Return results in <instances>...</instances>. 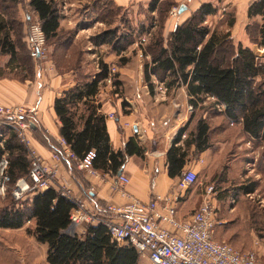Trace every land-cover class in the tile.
Here are the masks:
<instances>
[{"label": "trees", "instance_id": "1", "mask_svg": "<svg viewBox=\"0 0 264 264\" xmlns=\"http://www.w3.org/2000/svg\"><path fill=\"white\" fill-rule=\"evenodd\" d=\"M20 1L0 0V57L8 58L6 68L10 71L16 69L13 65L19 62V52L14 39L17 24L15 14L8 12ZM163 2L149 0L146 11L161 15ZM27 6L40 25L45 41L54 43L59 40L61 17L55 4L51 0H27ZM217 13L218 9L211 3H203L183 22L175 24L166 37L162 33H152L156 27L154 23L139 32L140 35L150 36L143 53V56H149V61L143 66L144 82L149 94L154 93V78L162 84L167 95L184 88L192 108L188 121L179 129L165 155L167 176L170 179L181 176L191 159L192 147V158L195 159L211 149L214 142L222 141L219 135L232 127L240 128L251 144L258 147L264 144V63L249 48L240 44L234 47L230 33L210 31L206 18ZM246 14L248 19L261 18L258 45L264 48V0L252 2ZM234 23V15H231L227 21L228 28H232ZM133 34L134 31L120 33L115 29H107L92 37L91 42L96 47H109L118 57L116 67L122 69L129 61L123 54L135 43ZM71 47L72 39L68 37L64 45L65 52L61 60L55 58V63L57 69L75 73L79 70L82 55L75 57L70 52ZM109 67V64L99 59L97 71L82 75L72 86L64 88L54 98L52 110L59 124L58 136L71 156L80 161L93 151L95 158L92 169L116 176L129 157L142 158L145 151L134 138H130L122 150L115 151L111 147L106 117L100 111L99 99L100 90L108 78ZM3 76L1 71L0 78ZM118 78L119 74L116 73L112 94L121 98ZM126 106L123 101L124 114H128V111H124ZM213 112L221 115L229 127L212 128L206 115ZM0 142V158L5 155L8 159L7 174L10 177L9 184L13 187L17 179L28 175L29 153L17 133L9 127L0 126ZM262 162L264 152L259 158V163ZM236 183L230 188L228 197L233 205L237 196L252 194L256 188L255 182L249 180L242 184ZM218 184L217 181L214 183L215 191H219ZM74 209L75 205L61 196L60 190L54 186L35 192L31 185L26 195L16 201L15 207L0 212V229L17 230L25 227L37 243L47 245V264H143L132 246L113 242L102 225L84 224L83 234H65Z\"/></svg>", "mask_w": 264, "mask_h": 264}, {"label": "rangeland", "instance_id": "2", "mask_svg": "<svg viewBox=\"0 0 264 264\" xmlns=\"http://www.w3.org/2000/svg\"><path fill=\"white\" fill-rule=\"evenodd\" d=\"M51 1L57 7L61 17L59 28L60 37L59 40L54 43H47L44 41L39 58H33L31 56L28 45L29 29L37 22L30 8L27 6V0H21L17 6H14L8 12L15 14L14 18L17 23L16 28H14V39L19 52V62L13 65L16 69L10 71L6 68L8 58L0 57V73L1 71L4 73V76L0 78V94L2 93L4 95L6 86L13 87L11 97L14 102L12 104H5L6 106L23 107L27 109V107L32 105L30 101L36 99L38 93L53 97L54 94L59 92L61 87L65 88L72 86L82 75L95 73L97 71V62L99 59H102L110 66H114L117 70L118 57L111 52L110 48L107 46L96 47L91 42L92 37L107 29H115L120 33L134 31L133 36L135 37V43L123 54L125 58L129 59L125 68L128 67L133 73L136 72V76H142L140 72L143 70L145 63L149 61V56H143V53L150 41V36L146 34L140 35L139 32H141V29H146L154 23L156 27L152 33H162V35L166 37V32L171 29L173 24L178 20L180 21V19L185 16V12L191 11L190 13H192V10L195 8V5H192L190 1L164 0L161 8V15H159L156 13L149 14L146 11L148 2L139 4L132 2L120 7L117 6L113 0ZM182 5L185 6L186 9L181 14H178V9ZM213 6L218 9V13L215 16L206 18V24L210 31L222 34L230 33L231 42L234 47L238 46V40H243L244 44L248 45L250 50H252L260 61L264 63V48L258 45L260 38L258 35L259 28H257L262 21L255 20V18L249 19L245 27L247 37L239 36L236 31H234L232 35L230 31L233 27L229 29L227 26L229 16L239 13L241 9L243 11L244 7ZM173 9H176L175 17L171 15ZM12 10L14 13H12ZM164 10L165 12H163ZM243 25L244 24H240V27L242 28ZM68 37L72 39L70 52L73 53L75 57H78L80 54L82 55L79 70L75 73L68 72L66 69H57L55 63V58L61 60L62 54L65 52L64 45ZM153 80L154 83L157 84L154 78ZM55 82L56 84H53ZM104 87L113 90V87L109 84H105ZM138 88V85L131 86L132 92L134 89L138 90ZM7 89L9 90V88ZM122 89L124 90L123 87ZM123 90L122 94L124 93ZM156 91L161 93V91L158 90V86L156 87ZM206 105L208 106V102L205 106ZM191 111H186L188 116ZM33 115L34 116L29 119L34 124H38L39 121V129H36L35 132H32V129H30L24 132V134L21 132L22 136L19 139L29 153V162L33 151L42 162L51 166L48 160L39 156L35 150L30 147L39 149L34 141L36 139L39 145L46 148L49 144L57 148L58 142L50 138L48 136L49 133H47L44 128H41V121H43V123L49 125L47 127L53 131L55 118L51 119L45 111H43L42 114L35 111ZM206 118L212 128L217 126L229 127L223 117L214 112L206 115ZM15 132L17 133V131ZM236 135L238 136L237 130L230 128L226 132L221 133L219 137L222 136V138L228 140L232 136L237 137ZM49 149L52 150L51 148ZM261 152H264V144L261 146L258 157H260ZM51 153L53 154V150ZM61 157H63V155H61ZM64 158L65 157H63V159ZM74 162L75 164H73ZM62 164L66 172L71 173L75 178H79L81 172H85L77 168L76 161L74 160L69 162L68 165L63 160ZM255 169L259 171L257 176L243 179V182L247 180H249V182H255L256 188L254 193L251 195L237 196L235 199V206L231 204L229 198L223 201L224 203H220L217 206L220 220L225 221V224L221 225L222 227L216 228L214 239L217 242L230 244L237 251H254L258 254H264V162L261 164L258 161ZM55 177H57V175H55ZM242 183L237 182L236 184ZM13 187L10 186L9 183L4 185V192L0 193V212L5 208L16 206V201L18 200L11 197ZM204 187L203 183L198 184L197 182L195 187L190 189L188 193L195 192L201 194L203 193ZM59 190H62V188H59ZM233 206L238 207V210L233 211ZM46 253L47 245L37 243L34 238L26 232L25 227L17 230L0 229V264H44L46 263ZM141 263L147 264L143 261Z\"/></svg>", "mask_w": 264, "mask_h": 264}, {"label": "crops", "instance_id": "3", "mask_svg": "<svg viewBox=\"0 0 264 264\" xmlns=\"http://www.w3.org/2000/svg\"><path fill=\"white\" fill-rule=\"evenodd\" d=\"M182 1H190L192 5H195V8L193 10L191 9L192 12L203 3L244 7L243 11L241 9L239 13H235V23L230 32L233 35L234 31H236L239 36L247 37L245 27L249 19L247 18L246 11L248 6L256 0ZM113 2L117 6L122 7L128 3L134 2L139 4L149 2V0H113ZM190 12H185V16L180 21L178 20L174 23L166 34L168 35L173 30L175 24L183 22L189 16ZM254 18L255 20H261L258 16ZM240 24H244L242 28ZM237 43L250 49L248 45L244 44L243 40H238ZM117 73L119 74L118 80L121 83V91L123 90L122 87L124 88L122 97L119 98L117 95H113L112 90L106 87H102L99 93L101 103L100 111L106 117L105 124L111 147L115 151L122 150L126 142L130 138H134L145 151L142 158L137 156L129 157L121 169L122 175L129 179V183L124 188L125 195H122L121 192L114 188L116 185L115 177L117 175L102 174L94 170L95 174L81 172L79 178H75L71 173L66 172L65 168H63L62 161L56 166L57 177L53 185L55 189H68L73 196L84 199L89 209L93 211L98 210L99 212L107 204L123 205L130 201L147 203L155 195L162 198L173 197L176 192L175 185L177 178L170 179L167 176L165 155L171 146L173 138L189 119L186 111L190 106L184 88H179L167 95L166 93L156 91V87L162 85L156 82L154 93L150 95L144 82L143 70L140 72L143 78L141 75L136 76V72H131L128 67H123L122 69L117 68ZM53 84H56V82ZM132 85H138V90L134 89L132 92ZM62 90H64V87H61L59 92L54 94L53 97L38 93V97L36 96V99L30 101L32 105L27 108L33 109L39 112V114L45 111L51 119L55 118L52 103L54 98L59 96ZM12 92L13 87L6 86L4 95L2 93L0 94V106L5 107V104H12L14 102L11 97ZM123 101L127 105L124 111H128V114L123 113ZM110 115L112 118H109ZM47 126L49 125H45L41 121V128H44L49 133L48 136L59 143L61 139L58 136L59 124L56 118L53 131ZM39 127L38 121V124L32 127V132H35ZM232 128L237 130V137L232 136L228 140L223 138L222 141L214 142L211 149L199 154L195 159L192 158V153L194 152V148L192 147L190 149L191 159L183 169V171L191 169L197 172L199 175L198 184L203 183L204 186H214L216 181L219 183L217 185L219 191H215L214 197L217 206L220 203H224L223 201L229 197L230 188L234 187L232 186L234 182L253 178L259 173V171H256L255 166L260 158L258 154L261 147L251 144L241 133L240 128ZM34 141L39 149L36 147V149L33 147L30 148L34 149L39 156L45 158L48 160V163L53 165L54 162L50 157L55 147L53 148V146L47 144L48 147L46 148L39 145L36 139ZM56 147L58 148V145ZM49 148L53 149L50 150ZM182 195L183 197L177 204L176 218L178 220L188 218L203 200L202 193L185 192ZM234 210H238V208L234 207ZM218 216L220 218L219 213ZM224 224L225 221H222V225Z\"/></svg>", "mask_w": 264, "mask_h": 264}, {"label": "built area", "instance_id": "4", "mask_svg": "<svg viewBox=\"0 0 264 264\" xmlns=\"http://www.w3.org/2000/svg\"><path fill=\"white\" fill-rule=\"evenodd\" d=\"M171 15L176 16V9L171 11ZM28 40L31 56L39 58L45 39L38 23L30 27ZM116 73V68L110 66L105 84L112 86ZM158 90L165 93L162 85L158 86ZM191 109V106L188 107L189 111ZM34 112L33 109L23 107L0 106V126L17 131V136L21 138V132L24 134L35 125L29 119L34 116ZM0 146L2 147V142ZM31 154L28 175L14 183L11 196L15 200L22 199L31 185L35 192H42L53 186L56 166L63 160L67 165L74 160L79 170L95 174L92 169L95 153L91 151L78 161L71 156L62 140L59 141L58 148L53 149L51 159L54 164L51 166L42 162L33 151ZM8 164V159L3 155L0 158V193L4 192V185L10 183ZM115 181V190L125 195L124 188L129 179L121 173L115 177ZM197 182L196 172L188 169L177 179L176 192L172 198L155 195L147 203L130 201L123 205L107 204L101 212L89 209L85 200L73 196L68 189L63 188L60 190L61 196L75 205L65 234H83L84 224L102 225L113 242L132 246L139 259L147 264H264V254L254 251L240 253L231 245L214 239L215 230L222 225V221L218 216L213 186H207L203 190L201 204L188 218H176L177 204L183 197L182 194Z\"/></svg>", "mask_w": 264, "mask_h": 264}, {"label": "water", "instance_id": "5", "mask_svg": "<svg viewBox=\"0 0 264 264\" xmlns=\"http://www.w3.org/2000/svg\"><path fill=\"white\" fill-rule=\"evenodd\" d=\"M185 9H186L185 6H183V5L180 6L179 9H178V14H181ZM120 175H121V171H119L117 173V176H120Z\"/></svg>", "mask_w": 264, "mask_h": 264}]
</instances>
